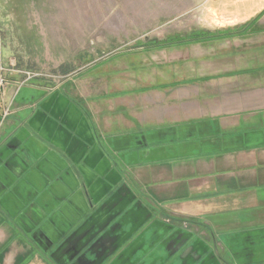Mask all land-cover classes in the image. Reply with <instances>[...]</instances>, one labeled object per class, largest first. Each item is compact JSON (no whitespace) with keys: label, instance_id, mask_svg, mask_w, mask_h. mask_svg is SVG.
<instances>
[{"label":"crops","instance_id":"1","mask_svg":"<svg viewBox=\"0 0 264 264\" xmlns=\"http://www.w3.org/2000/svg\"><path fill=\"white\" fill-rule=\"evenodd\" d=\"M251 24L233 38L264 37ZM238 48L218 76L238 83L222 95L232 112L175 92L177 107L139 118L97 93L33 87L0 131V264H264V41ZM211 57L174 77L216 81Z\"/></svg>","mask_w":264,"mask_h":264},{"label":"rangeland","instance_id":"2","mask_svg":"<svg viewBox=\"0 0 264 264\" xmlns=\"http://www.w3.org/2000/svg\"><path fill=\"white\" fill-rule=\"evenodd\" d=\"M262 13L264 0H0V79L7 81L0 86V131L19 100L30 109L36 86L66 84L68 92L97 93L104 109L134 104L139 118L147 110L177 107L178 98L164 96L175 92L182 93L185 107L197 106L200 113L232 112L227 103L236 101L222 95L238 83L218 77L227 71L220 63L237 61L232 51L239 45L263 43L261 33H250L246 43L233 38ZM260 19L264 23V14ZM197 52L215 56L209 59L216 81L200 78L192 88L179 77L195 76L190 61ZM176 71L182 74L174 77ZM101 75L104 82L93 80ZM195 92L199 98H190Z\"/></svg>","mask_w":264,"mask_h":264},{"label":"trees","instance_id":"3","mask_svg":"<svg viewBox=\"0 0 264 264\" xmlns=\"http://www.w3.org/2000/svg\"><path fill=\"white\" fill-rule=\"evenodd\" d=\"M263 14L264 13H262V14H260L257 18H256V20L254 21V23H256L260 18H261V16H263ZM246 28H249V26H247ZM246 28H244V29H246ZM196 36V35H195ZM210 37H206V39H209ZM193 41H198V39L196 40V39H194Z\"/></svg>","mask_w":264,"mask_h":264},{"label":"built area","instance_id":"4","mask_svg":"<svg viewBox=\"0 0 264 264\" xmlns=\"http://www.w3.org/2000/svg\"><path fill=\"white\" fill-rule=\"evenodd\" d=\"M7 84V81L4 78L0 79V86Z\"/></svg>","mask_w":264,"mask_h":264}]
</instances>
